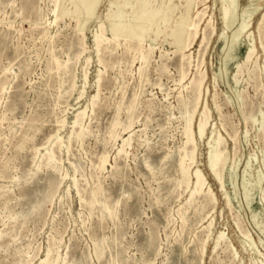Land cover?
<instances>
[{"label":"rangeland","instance_id":"rangeland-1","mask_svg":"<svg viewBox=\"0 0 264 264\" xmlns=\"http://www.w3.org/2000/svg\"><path fill=\"white\" fill-rule=\"evenodd\" d=\"M200 1L0 0V264H40L50 249L56 264H264V31L262 46L257 29L264 9L256 10L259 0H240L239 19L228 31L221 0ZM169 4L174 14L156 13ZM207 7L200 22L196 13ZM244 11L251 14L257 51L237 81L250 41L243 42L239 60L225 47ZM176 21L183 22L180 32ZM133 27L144 30L138 40L127 33ZM113 28L126 33L103 43L97 54L95 34L112 39ZM193 28L199 33L190 43ZM118 43L125 49L117 50ZM182 52L191 60H183ZM201 74L206 79L199 102L190 83ZM85 108L86 116L77 118ZM205 108L209 122L200 138ZM79 127L87 131L82 138ZM128 136L131 145L119 154ZM194 139L214 204L199 196L189 205L196 164L190 186L179 161L187 153L190 162ZM219 139L229 162L222 171L225 192L208 169L209 150ZM49 153L57 166L46 161ZM220 232L237 255L225 242L216 247ZM199 245L206 246L204 255Z\"/></svg>","mask_w":264,"mask_h":264},{"label":"bare ground","instance_id":"bare-ground-1","mask_svg":"<svg viewBox=\"0 0 264 264\" xmlns=\"http://www.w3.org/2000/svg\"><path fill=\"white\" fill-rule=\"evenodd\" d=\"M82 1V3H87V1L88 0H81ZM146 1V4H148V5H155V3H156V0H145ZM198 1V0H197ZM208 0H202V1H200V2H204V4L207 2ZM240 0H221V9H220V13H221V19H222V22L224 23V25H225V27H226V29L228 30H231L230 29V27H231V25H233V23L235 22V20H236V18H238V15L239 14H237V12H238V10H239V6H240V2H239ZM77 2V1H76ZM112 3H114V2H112ZM208 3V2H207ZM72 4V3H71ZM197 4H198V2H197ZM200 4H202V3H200ZM75 5V4H74ZM77 5V4H76ZM13 7V6H12ZM30 7V6H29ZM120 7V6H119ZM77 8V7H76ZM96 8V7H95ZM158 8V9H157ZM156 9H157V12L156 13H158L159 15L160 14H164V13H167V12H171V13H173V8H172V5L171 4H169L167 7H157ZM264 9V0H259V5H258V8L256 9L257 11L258 10H261V9ZM14 9V8H13ZM82 9V8H81ZM208 9V7L206 8V9H204L203 11H201V12H197L196 13V19L198 20L199 19V21L201 22L206 16H207V14H208V12L206 11ZM246 10V9H245ZM243 14L241 15L242 16V18H243V21H241L242 23H241V25L236 29V30H234V31H232V34H231V36L230 37H228V39H229V44L228 45H226V47L225 48H228V51L229 52H233V55H232V57H231V55H230V58L233 60H239L243 55H242V44H243V42H245V39H247V40H249L250 41V44H249V47H248V49H247V51L245 52V54H244V57H243V61H242V63H240V64H238V74L234 77L237 81H239L238 80V75L239 74H241V72L243 73V71H242V69L243 68H246V67H248V66H250V65H252V60L254 59L253 57H254V55H255V53H256V51H257V45H256V40H255V35H254V32H250L251 31V29L249 28L250 27V25H251V21H250V13H248L247 14V16H244V14L245 13H247V11H244V12H242ZM174 14V13H173ZM264 14V13H263ZM1 15V14H0ZM246 17H248V19H245ZM212 18V17H211ZM241 18V19H242ZM239 19V18H238ZM251 19H252V17H251ZM183 22L182 21H180V23H178L177 21H176V23H175V25H176V27H178V25L180 26L181 25V28H178V31L177 32H180V30H182V27H183ZM197 23H195V25H196ZM200 24V23H199ZM105 25V24H104ZM104 25H102V26H104ZM87 27V26H86ZM85 27V28H86ZM101 27V26H100ZM138 27V26H137ZM137 27H133L132 29H130V31L129 32H127L128 34H129V36H130V38L131 39H136V40H138V39H140L142 36H143V34H144V30L143 29H137ZM197 27V26H196ZM206 27H208L209 29H211V34H213V33H216V25L215 26H213L212 24H211V22L209 23H207V26ZM105 28V27H104ZM103 28V29H104ZM196 29V28H195ZM207 29V28H206ZM257 29H258V32H259V34H260V38H261V44H262V46H263V42H262V40H263V31H264V15H263V17H262V19H261V21H260V23H259V25H258V27H257ZM193 30H194V28H193ZM228 30V31H229ZM104 31H105V29L102 31L103 33H104ZM226 31V30H225ZM225 31H224V33H225ZM257 31V30H256ZM210 32V31H209ZM208 32V33H209ZM257 32V33H258ZM117 33H126V32H123V30H121L120 29V31H119V29L118 28H113V34H112V39H110V38H107L106 37V35H104V34H101V33H96L95 34V36H94V42H95V44H96V47H97V50H98V52H97V54L99 53V48H101V46H102V44L103 43H105V42H110L111 43V41H117L118 39H119V35L117 34ZM198 33H199V31L196 29V30H194V31H192L191 33H190V35H189V42L190 43H193L194 42V40L196 39V37L198 36ZM44 34H45V32H44ZM63 34V33H62ZM226 34V33H225ZM39 36V35H38ZM187 36H188V34H187ZM211 36H213V35H211ZM210 36V34H209V37H211ZM44 37V36H43ZM209 37H207V38H209ZM222 37V36H221ZM226 37V36H225ZM48 38V37H47ZM82 38H84V37H82ZM203 39V38H202ZM205 39V38H204ZM211 39H212V37H211ZM221 39V38H220ZM219 39V40H220ZM258 39H259V37H258ZM47 40V39H46ZM84 40H85V38H84ZM126 40V39H125ZM208 40H210V39H208ZM244 40V41H243ZM48 41V40H47ZM66 41V40H65ZM69 41V40H68ZM202 41H204V40H202ZM225 41H228V40H225ZM249 41H247V42H249ZM130 42V41H129ZM41 43V42H40ZM70 43V42H69ZM128 43V42H127ZM81 44H83V40H82V43ZM107 44V43H106ZM113 44V43H112ZM117 44V43H116ZM119 44V43H118ZM133 43H131V45H132ZM134 44H136V43H134ZM133 44V45H134ZM79 45V44H78ZM121 45V43L116 47V49L119 47ZM123 45H124V42H123ZM141 45V44H140ZM66 46V45H65ZM69 46V45H68ZM122 46V45H121ZM143 46V45H142ZM76 47V46H75ZM123 47V46H122ZM127 47H128V44H127ZM66 48V47H65ZM135 48V47H134ZM189 48V47H188ZM206 48H208V47H206ZM115 49V50H116ZM119 49V48H118ZM117 49V50H118ZM121 49V48H120ZM123 49H125L124 47H123ZM135 49H137V47L135 48ZM134 49V50H135ZM140 49V48H139ZM144 49V48H143ZM190 49V48H189ZM148 50V49H147ZM204 50V49H203ZM50 51H52V50H50ZM126 51V50H125ZM129 51V50H128ZM133 51V50H132ZM137 51V50H136ZM140 51H142V47H141V50ZM123 52H124V50H123ZM130 52H131V50H130ZM148 51H146L145 53H147ZM126 53V52H125ZM129 53V52H128ZM135 53H137V52H135ZM138 53H140V52H138ZM149 53V52H148ZM147 53V54H148ZM263 53H264V46H263ZM85 54V53H84ZM100 54V53H99ZM182 54V59L184 60V59H186V58H188V59H190V58H192V57H190V56H187L186 54H185V52H182L181 53ZM206 54V53H205ZM204 54V55H205ZM130 55V54H129ZM135 55V54H134ZM139 55V54H138ZM177 55V54H176ZM190 55V54H189ZM82 56V55H81ZM98 56V55H97ZM169 56V55H168ZM192 56V55H191ZM226 56V55H225ZM256 56V55H255ZM136 57V56H135ZM138 57V56H137ZM179 57V56H178ZM181 57V56H180ZM54 58V57H53ZM104 58V57H103ZM117 58V57H116ZM127 58V57H126ZM149 58V57H148ZM160 58V57H159ZM52 59V58H51ZM99 59H100V57H99ZM102 59V58H101ZM134 59V58H133ZM137 59V58H136ZM135 59V60H136ZM144 62H145V64H147L146 62H148L149 60H147V56L145 55V54H142V58H141ZM140 59V60H141ZM187 59V60H188ZM200 59V58H199ZM258 59V58H257ZM56 60V59H55ZM54 60V61H55ZM134 60V61H135ZM155 60V59H154ZM191 60V59H190ZM197 60V59H196ZM51 61H53V59L51 60ZM50 61V62H51ZM99 61V60H98ZM102 61H103V59H102ZM109 61V60H108ZM151 61V60H150ZM153 61V60H152ZM180 61V60H179ZM258 61V60H257ZM89 62V61H88ZM192 62V61H191ZM91 63V62H90ZM101 63V62H100ZM107 63V62H106ZM105 63V64H106ZM110 63V62H109ZM140 63H141V61H140ZM151 63V62H150ZM189 64L188 65H190V62H188ZM26 64V63H25ZM102 64V63H101ZM186 64H187V62H186ZM227 64V63H226ZM112 65H114L113 63H112ZM192 65V64H191ZM190 65V66H191ZM54 66H55V64H54ZM107 66V64L105 65V67ZM133 66V65H132ZM143 66H144V64H143ZM148 66V65H147ZM65 67V66H64ZM119 67V66H118ZM146 67V66H145ZM189 67V66H188ZM51 68H52V66H51ZM56 68H57V66H56ZM109 68H110V66H109ZM115 68V67H114ZM191 68V67H190ZM250 68V67H249ZM57 69H59V68H57ZM105 69V68H104ZM113 69V68H112ZM220 69V68H219ZM138 70V69H137ZM140 70V69H139ZM138 70V71H139ZM141 70H143V67L141 68ZM146 70H147V68H146ZM248 70V69H247ZM263 70H264V66H263ZM122 71V70H121ZM205 71V70H204ZM52 72V71H51ZM55 72V71H54ZM143 72V71H142ZM190 72V71H189ZM219 72H221L222 73V71H219ZM225 73H226V70L224 71ZM248 72V71H247ZM251 72V71H250ZM66 73V72H65ZM102 73V72H101ZM135 73V72H134ZM139 73H140V71H139ZM138 73V74H139ZM221 73H220V75H221ZM57 74V73H56ZM100 74V73H99ZM98 74V75H99ZM103 74V73H102ZM143 74V73H142ZM227 74V73H226ZM86 75H87V73H86ZM141 75V74H140ZM165 75V74H164ZM234 75V74H233ZM138 76V75H137ZM144 76V75H143ZM227 76V75H226ZM160 77V76H159ZM181 77H182V75H181ZM185 77V74H184V72H183V78ZM200 77V78H199ZM199 79L198 80H193L192 81V83H190L192 86H194V88H193V91L195 92V93H197L196 94V96H197V100L199 101V99H200V96H201V94H203V93H201V89H202V87L204 86V81H205V79H206V74H201V76L199 75ZM57 78V77H56ZM75 78V77H74ZM143 78V77H142ZM141 79V78H140ZM147 79V78H146ZM181 79V78H180ZM57 80V79H56ZM74 80V79H73ZM84 80V79H83ZM87 80H88V78H87ZM102 80V78H101V74L98 76V81L97 82H100ZM149 80V79H148ZM10 81V80H9ZM59 81H60V79H59ZM181 81V80H180ZM179 81V82H180ZM236 81V82H237ZM254 81V80H253ZM118 82V81H117ZM235 82V83H236ZM4 84V83H3ZM6 84V83H5ZM61 84V83H60ZM155 84V83H154ZM261 84V83H260ZM52 85V84H51ZM62 85V84H61ZM236 85V84H235ZM238 85H239V83H238ZM3 86V85H2ZM55 86V85H54ZM148 86V85H147ZM161 86V85H160ZM191 86V87H192ZM6 87V86H5ZM75 87V86H74ZM85 87V86H84ZM110 87V86H109ZM3 88V87H2ZM126 88H127V86H126ZM132 89V88H131ZM191 90H192V88H190ZM236 89V88H235ZM258 89V88H257ZM3 90V89H2ZM1 90V91H2ZM69 90V89H68ZM143 90V89H142ZM261 90V89H260ZM98 91V90H97ZM159 91H160V89H159ZM169 91V90H168ZM55 92V91H54ZM57 92V91H56ZM65 92V91H64ZM194 92H192V93H194ZM239 92V91H238ZM73 93V92H72ZM169 93V92H168ZM65 94V93H64ZM82 94V93H81ZM99 94V93H98ZM181 94V93H180ZM179 94V95H180ZM238 94V93H237ZM60 95V94H59ZM193 95V94H192ZM239 95V94H238ZM82 96V95H81ZM84 96V95H83ZM244 96V95H243ZM1 97V96H0ZM97 96H94V98H96ZM137 97V96H136ZM170 97V96H169ZM168 97V98H169ZM247 97V96H246ZM180 98V97H179ZM182 98H183V95H182ZM227 98H228V96H227ZM78 99V98H77ZM98 99V97L95 99V100H97ZM136 99V98H135ZM155 99V98H154ZM217 99V98H216ZM92 100L94 101V99L92 98ZM103 100V99H102ZM150 100V99H149ZM183 100V99H182ZM187 100V99H186ZM228 100V99H227ZM239 100H240V97H239ZM247 100H248V98H247ZM98 101V100H97ZM215 101H217V100H215ZM214 101V102H215ZM232 101V100H231ZM62 102V101H61ZM96 102V101H95ZM123 102V101H122ZM166 102V101H165ZM181 102V101H180ZM183 102V101H182ZM181 102V103H182ZM187 103H188V101H186ZM200 102V101H199ZM198 102V103H199ZM228 102H229V100H228ZM153 103V102H152ZM187 103H185V104H187ZM196 103V102H195ZM206 103V102H205ZM134 104H135V102H134ZM183 104V103H182ZM200 104V103H199ZM230 104V103H229ZM231 105V104H230ZM67 106V105H66ZM93 106V105H92ZM162 106V105H161ZM196 106H197V103H196ZM217 106V105H216ZM215 106V107H216ZM154 107V106H153ZM165 107V106H164ZM247 107V106H246ZM135 108V107H134ZM140 108H141V106H140ZM150 108V107H149ZM158 108V107H157ZM196 108H198V107H196ZM216 108H220L219 106L218 107H216ZM89 109V108H88ZM150 109H152V108H150ZM7 110V109H6ZM92 110H93V108H92ZM158 110V109H157ZM10 111V110H9ZM89 111V110H88ZM120 111V110H119ZM149 111H151V110H149ZM148 111V112H149ZM196 111V110H195ZM141 112V111H140ZM152 112V111H151ZM9 113V112H8ZM140 114V113H139ZM156 114V113H155ZM160 114V113H159ZM185 114V113H184ZM117 115V114H116ZM115 115V116H116ZM77 118H83V117H85L86 116V108L85 109H83L82 111H79L78 113H77ZM75 116V117H76ZM160 116V115H159ZM60 118V117H59ZM138 118V116L136 117V119ZM247 118V117H246ZM251 118V117H250ZM2 119V118H1ZM192 119V117L190 118V120ZM208 119H209V116H208V113H207V109L205 108L204 109V112H203V114H202V116H201V119H200V121H199V135H200V138L202 137H204V129L206 130V126H207V122H209L208 121ZM31 120V119H30ZM115 120V119H114ZM169 120V119H168ZM148 121V120H147ZM167 121V120H166ZM248 121V120H247ZM253 121V120H252ZM5 122V121H4ZM83 122V121H82ZM116 122V121H115ZM60 125L62 126V127H64V125L66 124V120L65 119H63V120H60ZM190 123H191V121H190ZM231 123V122H230ZM146 124V123H145ZM226 125H227V122L225 123ZM28 125H30L29 123H28ZM74 125V124H73ZM84 125V124H83ZM82 125V126H83ZM232 125V124H231ZM43 126V125H42ZM41 126V127H42ZM114 126V125H113ZM188 126H189V124H188ZM190 126H192V125H190ZM228 126V125H227ZM233 126H235L234 124H233ZM40 127V126H39ZM44 127V126H43ZM73 127H75V126H73ZM84 127V126H83ZM83 127H79V129L78 130H80L79 132H77L78 134H77V138H79V137H81V136H83L84 134H85V129L83 128ZM230 127V126H229ZM246 127V126H245ZM35 128V127H34ZM61 128V127H60ZM38 129V128H37ZM64 129V128H63ZM191 129V128H190ZM234 129V128H233ZM61 130H62V128H61ZM73 130V129H72ZM117 130V129H116ZM60 131V130H59ZM58 131V132H59ZM147 131V130H146ZM227 131V130H226ZM235 131V130H234ZM233 131V132H234ZM246 131V130H245ZM87 132V131H86ZM192 132V131H191ZM219 132V131H218ZM37 133V132H36ZM110 133H112V132H110ZM116 133V132H115ZM122 133V132H121ZM188 134V133H187ZM190 134V133H189ZM193 135H194V133H192ZM235 134V133H234ZM14 135V134H13ZM35 135V134H34ZM38 135V134H37ZM113 135V134H112ZM132 135V134H131ZM221 135V134H220ZM230 135V134H229ZM239 135V134H238ZM237 135V136H238ZM23 136V135H22ZM47 136V135H46ZM88 136V135H87ZM109 136V135H108ZM111 136V135H110ZM117 136V135H116ZM191 134H190V138H191ZM21 137V136H20ZM129 137V136H128ZM188 137V136H187ZM186 137V138H187ZM194 137V136H193ZM230 137V136H229ZM239 137V136H238ZM52 138H54V137H52ZM56 139H58L59 140V136H56L55 137ZM75 138V137H74ZM82 138V137H81ZM111 138V137H110ZM114 138V137H113ZM117 138V137H116ZM48 139V138H47ZM84 139V138H83ZM218 139V138H217ZM235 139H236V136H235ZM28 140V139H27ZM52 140V139H51ZM51 140H50V142H51ZM77 140V139H76ZM188 140V139H187ZM190 140H192V138L190 139ZM233 140H234V138H233ZM245 140V139H244ZM9 141V140H8ZM8 141H6V142H8ZM13 141V140H12ZM54 141V140H53ZM59 141H61V140H59ZM110 141V140H109ZM115 141V140H114ZM130 141H131V138L129 137V138H124L123 139V143H122V148L119 150V154H121V153H124V152H126L125 150H126V146H128V145H131L130 144ZM210 141V140H209ZM222 141H224V140H222ZM246 141V140H245ZM24 142V141H23ZM49 142V141H48ZM81 142H82V139H81ZM108 142V141H107ZM237 142V141H236ZM55 143V142H54ZM56 143H58V141L56 142ZM60 143H62V142H60ZM69 143V142H68ZM111 143V142H110ZM184 143H185V141H184ZM214 143V145L211 147V146H209V147H211V150H209V154H208V169H209V171L212 173V175H214L215 177H216V179H218V181L220 182V184H221V187H222V189H223V192H225L224 190H225V188H226V186H225V181H224V178H223V176H222V171H223V169H225L226 167H225V165L227 164V163H229V162H227L226 160V158L224 157V153H223V151L225 152V150H223V151H221L220 149H219V145H220V143H221V141H220V139L219 140H215V142H213ZM235 143V142H234ZM6 144V143H5ZM77 144V143H76ZM116 144V143H115ZM147 144V143H146ZM157 144V143H156ZM186 144L187 143H185V146H186ZM208 144H209V142H208ZM55 145V144H54ZM53 145V146H54ZM193 147L191 148V150H190V162H189V160H188V157H187V153H183L182 151H181V153H183L184 155H182L181 157H180V161H179V164H180V169H181V173H182V175L184 176V177H186V181H187V177L188 176H190L191 174H190V171H191V169H193V166L196 164V167H195V169H194V171H193V174H194V178H195V185H194V187L190 190V198H188L189 199V205H191V204H193V203H196V201L198 200V198H199V196H203V198L205 199V201H207L208 203H211V204H214V202L216 201V198H215V195H214V192L212 191L213 189H211L210 188V183H209V181H208V178H207V176H206V174L203 172V170L198 166V164H197V154H196V144H195V139H194V141H193ZM53 146H52V148H53ZM49 147V146H48ZM82 147V146H81ZM151 147V146H150ZM29 148V147H28ZM46 148H47V145H46ZM62 147H59V150L61 149ZM163 148V147H162ZM184 148V147H183ZM34 149V148H33ZM39 149V148H38ZM38 149H36L37 151H38ZM45 149V148H44ZM131 149V148H130ZM185 149V148H184ZM224 149V148H223ZM226 149V148H225ZM40 150V149H39ZM188 150V149H187ZM227 150V149H226ZM60 151H62V149L60 150ZM148 151V150H147ZM177 151H179V150H177ZM46 152H48V151H46ZM45 152V153H46ZM51 152V151H50ZM152 152H153V150H152ZM158 152V151H157ZM164 152V151H163ZM170 152V151H169ZM185 152V151H184ZM38 153H39V151H38ZM38 153H36V154H38ZM146 153V152H145ZM154 153V152H153ZM126 154V153H125ZM124 154V155H125ZM225 154H226V152H225ZM264 154V153H263ZM255 155V154H254ZM108 156V155H107ZM121 156V155H120ZM168 156V155H167ZM166 156V157H167ZM37 157V156H36ZM54 156H52V154H48L47 155V162L49 161L50 163H53V167H55V166H57V165H54V159L55 158H53ZM104 158L102 159V167L103 168H106L105 167V165H106V163H107V157L106 156H103ZM127 157H128V155H127ZM149 157V156H148ZM227 157V156H226ZM142 158V157H141ZM253 158V157H252ZM256 158V157H255ZM33 159V158H32ZM72 159V158H71ZM135 159V158H134ZM163 159H164V157H163ZM41 160V159H40ZM101 160V159H100ZM57 161V160H56ZM128 161V160H127ZM135 161V160H134ZM146 161V160H145ZM228 161H229V158H228ZM240 161V160H239ZM8 162V161H7ZM101 162V161H100ZM109 162V161H108ZM123 162V161H122ZM227 162V163H226ZM35 163V162H34ZM69 163V162H68ZM161 163V162H160ZM33 164V163H32ZM56 164V163H55ZM143 164V163H142ZM165 164V163H164ZM48 165H49V163H48ZM50 166V165H49ZM117 166V165H116ZM166 166V165H165ZM171 166V165H170ZM226 166H228V165H226ZM37 167H39V166H37ZM97 167V166H96ZM122 167V166H121ZM141 167V166H140ZM162 167V166H161ZM177 167V166H176ZM2 168V167H1ZM0 168V169H1ZM61 168V167H60ZM118 168V167H117ZM166 168V167H165ZM62 169V168H61ZM92 169V168H91ZM126 169V168H125ZM152 169V168H151ZM162 169V168H161ZM168 169V168H167ZM227 169V168H226ZM56 170V169H55ZM147 170V169H146ZM246 170V169H245ZM36 171H38V170H36ZM97 171V170H96ZM114 171V170H113ZM150 171V170H149ZM168 171V170H167ZM171 171H172V169H171ZM174 172V171H173ZM192 172V171H191ZM56 173V172H55ZM224 173V172H223ZM6 174H7V171H6ZM81 174V173H80ZM147 174V173H146ZM165 174V173H164ZM246 174V173H245ZM58 175V174H57ZM3 176V175H2ZM68 176V175H67ZM90 176V175H89ZM176 176V175H175ZM15 177V176H14ZM64 177V176H63ZM244 177H245V175H244ZM65 178V177H64ZM82 178V177H81ZM100 178V177H99ZM166 178V177H165ZM170 178V177H169ZM10 179V178H9ZM84 179V178H83ZM87 179V178H86ZM107 179V178H106ZM189 179H191V178H189ZM73 180V179H72ZM81 180V179H80ZM176 180V179H175ZM185 180L183 181V182H185ZM63 181H65V179L63 180ZM85 181V180H84ZM100 181V180H99ZM180 181V180H179ZM14 182V181H13ZM122 182V181H121ZM133 182V181H132ZM168 182V181H167ZM177 182V181H176ZM188 182L189 181H187V185H188ZM191 182H192V180H191ZM75 183H76V181H75ZM170 183V182H169ZM179 183V182H178ZM190 183V182H189ZM184 184V183H183ZM60 185H62V184H60ZM86 185V184H85ZM258 185V184H257ZM190 186H191V183H190ZM190 186H186V187H189L190 188ZM193 186V185H192ZM261 186V185H260ZM98 187V186H97ZM259 188V187H258ZM129 189V188H128ZM221 189V190H222ZM133 190V189H132ZM261 190V189H260ZM185 191H187V190H185ZM1 192V191H0ZM5 192V191H4ZM22 192V191H21ZM52 192V191H51ZM136 192V191H135ZM181 192V191H180ZM263 192V191H262ZM139 193V192H138ZM137 194V193H136ZM103 195V194H102ZM101 195V196H102ZM105 195V194H104ZM122 195V194H121ZM262 195H263V193H262ZM6 196V195H5ZM227 196V195H226ZM84 197V196H83ZM91 197V196H90ZM149 197V196H148ZM46 198V197H45ZM97 198V197H96ZM227 198V197H226ZM230 198V197H229ZM1 199H2V197H1ZM0 199V200H1ZM9 199V198H8ZM107 199V198H106ZM134 199V198H133ZM139 199V198H138ZM263 199H264V196H263ZM90 200V199H89ZM95 200V199H94ZM179 200V199H178ZM227 200H228V198H227ZM227 200H226V202H227ZM7 201V200H6ZM114 201V200H113ZM130 201V200H129ZM264 201V200H263ZM3 202V201H2ZM8 202V201H7ZM99 202H101V201H99ZM105 202V201H104ZM120 202V201H119ZM204 202V201H203ZM82 203V202H81ZM96 203V202H95ZM201 203V202H200ZM53 204V203H52ZM121 204V203H120ZM87 205V204H86ZM101 205H102V203H101ZM228 205V204H227ZM98 206V205H97ZM124 206V205H123ZM102 207V206H101ZM104 207V206H103ZM189 206H187V208H188ZM204 207V206H203ZM233 207V206H232ZM41 208V207H40ZM108 208V207H107ZM107 208H106V210H107ZM214 208V207H213ZM109 209V208H108ZM228 209H230V207L228 208ZM234 211V210H233ZM112 212H113V210H112ZM111 212V213H112ZM108 213H110V212H108ZM107 213V214H108ZM168 213V212H167ZM182 213H183V211H182ZM233 213V212H232ZM116 213L114 212V214H112V215H115ZM184 214V213H183ZM48 215V214H47ZM236 215V214H235ZM239 215V214H238ZM102 216H104V215H102ZM110 216V215H109ZM165 217V216H164ZM170 217V216H169ZM235 217V216H234ZM44 218V217H43ZM198 218V217H197ZM168 219V218H167ZM171 221V220H170ZM95 222H97V221H95ZM152 222V221H151ZM243 222V221H242ZM118 223V222H117ZM167 223V222H166ZM185 223V222H184ZM175 224V223H174ZM245 223H243V225H244ZM171 225V224H170ZM211 225V224H210ZM213 225V224H212ZM242 227V226H241ZM183 228V227H182ZM208 228V227H207ZM207 230V229H206ZM152 231V230H151ZM210 231V230H209ZM243 231V230H242ZM246 231H247V229H246ZM206 232V231H205ZM208 232V231H207ZM103 233V232H102ZM209 233V232H208ZM212 233V232H211ZM211 233H209V234H207V235H210ZM240 234H241V232H240ZM245 235V237L248 239V236H247V234L245 233L244 234ZM60 236V235H59ZM154 236V235H153ZM177 236V235H176ZM211 236V235H210ZM15 237V236H14ZM207 238V237H206ZM227 237H226V235L225 234H223L222 232H220V234L218 235V237H217V239H216V241H215V244H216V247H218L221 243H226L227 245L225 246L226 247V249H229V250H231L233 253H235V255H237V249H236V247H235V245L233 244V242L231 241V240H229L228 242L226 241L227 239H226ZM251 240H252V238H250ZM104 240V239H103ZM151 240V239H150ZM177 240V239H176ZM209 240V239H208ZM242 240V239H241ZM5 241V240H4ZM10 241V240H9ZM153 241V240H152ZM249 241V240H248ZM254 241V240H253ZM75 242V241H74ZM198 242H199V240H198ZM208 242V241H207ZM8 243V242H7ZM158 243V242H157ZM199 243H201V242H199ZM5 244V243H4ZM149 244V243H148ZM155 244V243H154ZM204 244V243H203ZM151 245V244H150ZM205 245H206V243H205ZM203 246V249L201 248V245H199L200 246V248L202 249L201 251H200V253L201 254H203L204 255V252H205V250H206V246ZM246 245H248L247 243H246ZM256 245V244H255ZM52 248V247H51ZM185 248V247H184ZM221 248V247H220ZM251 248V247H250ZM252 248H254V247H252ZM54 249V248H53ZM218 249V248H217ZM225 249V250H226ZM216 250V249H215ZM16 251V250H15ZM196 251V250H195ZM214 251V250H213ZM222 251V250H221ZM257 251H258V249H257ZM52 249H50L49 251H48V253H47V258L45 259V260H42V262L40 263V264H51L53 261V258H50L51 257V254H52ZM67 252V251H66ZM73 252V251H72ZM159 252V251H158ZM260 252V251H259ZM152 253V252H151ZM214 253H216V252H214ZM213 253V254H214ZM223 253H225L224 252V250H223ZM230 253V252H229ZM182 254V253H181ZM231 254V253H230ZM58 255H59V253H58ZM73 255V254H72ZM224 255V254H223ZM220 256V255H219ZM218 256V257H219ZM233 256H234V254H233ZM194 257V256H193ZM231 257V256H230ZM235 257V256H234ZM233 257V258H234ZM58 258V257H57ZM60 258V257H59ZM102 258V257H101ZM65 259V258H64ZM217 259V258H216ZM236 259V258H235ZM234 259V260H235ZM57 260H59V259H57ZM57 260H55V262H53L52 264H56V262H57ZM29 261V263L31 262L30 260H28ZM33 261V260H32ZM64 261V260H63ZM65 261H66V259H65ZM64 261V262H65ZM232 261V260H231ZM218 262V261H217ZM221 262H223V261H221ZM229 262V261H228ZM25 263V262H24ZM32 263V262H31ZM218 263H220V262H218ZM223 263H225V261L223 262ZM26 264V263H25ZM64 264V263H63ZM131 264V263H130ZM149 264V263H148ZM165 264V263H164ZM263 264V263H262Z\"/></svg>","mask_w":264,"mask_h":264}]
</instances>
